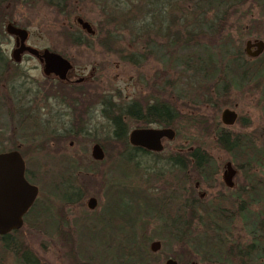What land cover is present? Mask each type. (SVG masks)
<instances>
[{
    "label": "rangeland",
    "instance_id": "rangeland-1",
    "mask_svg": "<svg viewBox=\"0 0 264 264\" xmlns=\"http://www.w3.org/2000/svg\"><path fill=\"white\" fill-rule=\"evenodd\" d=\"M48 1L53 3L52 0L18 1L17 3L10 4L11 6L9 5L10 7H8V9L11 8L12 10L10 16L12 17L11 19L14 21V23L24 27L28 31V38L26 40L28 45L37 49L48 48L56 52H61L63 56L69 57L72 64L76 66L70 75L71 78L87 76L88 73L91 72V64L95 62L96 68L93 73L95 80L85 81L86 86H92L91 84H94L93 87L96 88V84H98V90L102 89L104 95H110L112 97L113 103L117 102L118 100L120 102H127L130 101L131 98L135 97L139 101H143L146 98L152 96L151 83L153 81V76H157L155 83L163 84L165 80L172 83L173 88H167V90L171 89L174 94L180 96L173 103H175L176 108L181 114H191L198 119L205 116L209 112L213 116V123H218L221 126L219 122L218 111L216 116H214L212 108L203 106L202 108H199L201 110L199 111L196 109V105L191 104V100H194L196 97L192 91V85L194 84V81L189 78V71H186V69L181 65H176L173 61H167L166 56H161V50H156V52H154L152 55L146 57L143 65H140L138 68H136L123 63L115 55L111 54L117 52L118 48L121 46H129L127 39L129 32L127 31L122 32V34L125 35L124 39L117 40L111 44L110 52H105L103 50L105 48L95 42V37L92 39V45H89L94 48L93 50L89 49L87 45L75 46L72 42V35L75 34V30L78 31L79 28L74 24L73 18L76 15L81 16L82 18L89 21L92 27H94L95 31H97V21L100 16H102L99 12V8L95 3H92L89 0H84L83 2L71 0V2L66 3L60 8H56V2L54 4H50L47 3ZM208 14L209 15L204 17V24L200 25L201 30H206V20L208 21L211 16L210 13ZM163 21L166 23L167 18H164ZM149 22L152 23L153 21L149 20ZM222 33L226 36L225 42L228 45L227 48L229 52H235L237 49H239V51L242 52V57L247 60L248 57L243 53L244 41L246 39L254 38L264 39V0H254V2L249 0L246 2L245 5L241 6L236 12H234L232 16H230L228 21L225 23ZM116 34L117 36H120L119 32H116ZM149 36L151 39L156 38V43H159L161 40H163L161 33L153 34L152 30L149 31ZM9 40L10 42L6 47V53L12 47V40ZM200 43L211 45V43L207 40H202ZM129 49L134 51L135 48L131 47ZM183 51L184 50L181 49L180 51H177V53H181ZM18 66L22 71L25 72L27 79L30 80L28 81L27 85L25 84V86H22V90L29 89V95H34L36 88L39 89V92H36V95H34V99L40 100L37 103L44 105L43 102H45V97H42L43 95H65L61 94L59 89H54L53 86L55 85V82L53 78L48 79L42 74L41 67L35 59L30 57L22 58ZM161 70L165 71L163 77L159 74ZM96 81L98 83H96ZM263 86L264 72L258 78H253L251 80L245 78L235 85L230 84L227 87L224 95L221 96L222 93L220 92V98H218L221 102L219 103L221 105L219 108H223L224 106L228 105H236L235 110L239 116V119L242 123L246 124L245 126L237 121L232 126L228 127V129L233 133H241L252 138L254 144L260 148L263 154V156H260V160L258 162L252 164L250 163L246 170L245 168L243 169L244 172L238 173V176L235 178L236 187L233 189L234 192H238L240 187L244 185L243 173L247 174L248 176L249 174H253L249 177V179L251 178L254 181L260 180L259 183H264V112L260 106ZM62 88L63 90H66L64 87ZM90 92L92 91L90 90ZM118 92L119 94H117ZM215 92L216 91L213 90V94H215ZM213 94L212 98H215ZM164 96H167V94ZM172 98L174 97L172 96ZM7 113L8 112L4 106L0 104V134L5 135L8 133L9 140L13 141V143L20 142L22 138L23 141H25L26 139L32 137L31 133L33 131L30 130V127H35L32 123L28 124V121H26V125L23 126L25 129H22L21 126L20 129L22 131L20 132L18 126L15 125L14 120H12V122L10 121ZM45 117L46 116L42 115V121L37 122V126L40 124L47 127L50 126V124L48 125V120L51 121V119H46L44 125L43 119ZM96 118L98 122L103 125L102 127L99 126L96 129L98 131V136L105 137L107 135V131L105 130L106 122L104 119L98 116L94 117L93 121H97ZM126 122L128 125L127 128L129 130L133 125V122L132 120H126ZM178 124H180L179 137L173 138L171 144L183 143V146L186 149L188 147H200L213 158L216 168H218L217 179H214V182L212 183L200 184L199 189L206 192L207 198L213 196L214 192L217 190L220 192L227 191L228 189H225L224 186L221 187V185H218V181H220L222 164L229 160L228 154L218 147L213 137H211L209 134L207 135L206 133H203L197 123L192 124V126H188L186 119H182L180 122H178ZM74 126L75 124H73V131L75 130ZM64 141L65 140H63V143ZM90 145L91 142L88 138L82 139L78 137L74 146L75 150L79 152L82 150V147L86 148L89 155ZM104 145L106 148L108 147L112 149L111 146L113 143L105 142ZM0 146L6 149L10 147V143L6 141H0ZM172 148L173 147H170L168 149L171 150ZM126 151H128V149ZM64 152L66 155H69L66 150ZM122 152L123 148L121 149L120 153L122 154ZM109 154L111 158L113 152L109 150ZM29 157L32 158V156ZM86 157L87 156H84L83 159H86ZM147 161L148 160H145V162ZM162 163L163 162L161 161V165ZM108 164L113 170L112 165L114 164V161L112 160ZM148 164L149 163H147V165ZM153 165L150 167L149 164V167H147V169L145 168L144 174H141L138 179H136V181L140 183V179L148 178V181L145 184L142 182L141 184L144 186H150L151 188L149 187L148 191L152 192L153 194H159L161 192H166L167 190H172L170 183L174 184L175 182L176 184L177 175L172 173L171 169H169L163 163L162 173L159 174L160 176L153 177L152 175L156 174L153 172V170L156 168V165L155 163H153ZM27 168L31 173L33 182L39 184V188L41 190L40 192L43 197H60V193L58 194V192H56L54 189V185L59 183L58 178L60 176H62L64 179L70 178L71 181H73L74 190L78 191L80 196V198L78 197L79 202L75 204V214L70 217L73 228L67 231L68 233H65L67 244H61L63 246H54L51 240L52 232H49L48 230H21L20 234L17 236V239L19 238L24 244L29 246L31 252L35 255V258L37 256L39 261L44 264H118L119 258L116 257V261H113L112 251L107 244L104 247L98 245L99 240L102 238L104 240L110 239L109 234L111 235V232H108L107 230L104 231L103 229V226H106L105 222L98 219L92 223L93 226L89 224H83L87 219H92L93 215L95 214L94 216H96L99 212V205H97L95 213H87L88 215L85 214V199L87 196H94L97 199L100 197L102 180L100 175V166L98 164L91 163L82 165H77L74 163L73 167L71 168H68L67 165L40 168L28 162ZM39 168L41 169V174L47 175L46 178L38 179L36 172ZM108 168L109 166L105 167L106 170ZM141 168L144 169V164H141ZM48 170L50 171L48 172ZM245 171L248 172L246 173ZM115 178L118 181L116 186H120V188L124 186L131 188V184H133L135 180L132 175H127L123 179H121L120 175L119 179H117V176H115ZM191 180H193L192 185L195 181L199 182L196 180L194 174L192 175ZM180 185H183V189L185 191V187H188L189 183L186 184L184 178L183 183H180ZM253 186L256 187V183H253ZM249 187L252 188V184H250ZM55 200H57V206H61L62 201H60L58 198L52 199L54 202ZM171 204L175 205L176 207L178 202L175 200ZM171 211L172 209H170L169 212ZM169 214L159 213V217L155 214L151 215L150 213L146 214L141 212L135 215L133 222L135 228V239L142 245L145 251L149 252L148 244L151 240L156 239L161 243L158 252L150 253V260L148 261V264H163L167 257L173 258L172 256H181L185 258V260H188V262L193 260L197 264H212L196 258L199 257V254H194L193 252L191 253V251H189V255H195L196 259L188 258V253L185 247L182 245V241L170 237V232L168 229L170 226L162 228L163 223L161 222L162 220H160V218L162 216L164 220H168ZM234 223L236 225L233 224L230 227L228 226L227 229L218 228L217 232L211 233L214 239L224 240V245L230 248L229 257L232 254L234 256L239 255L240 253L238 252V249L241 248L229 245L231 234H237L235 238L238 239L241 237L239 235L244 233L239 230L241 222L236 220ZM196 229L197 230L195 231V234L199 235L203 233L201 225ZM78 230H80L81 233ZM173 233L174 232L172 231L171 234ZM77 242L80 246H84L86 253H84L85 255H75L72 257L71 253L73 251V245L75 247V243ZM19 247L20 246H17V249H20ZM74 250L78 251V249ZM217 264H227V261Z\"/></svg>",
    "mask_w": 264,
    "mask_h": 264
},
{
    "label": "trees",
    "instance_id": "trees-1",
    "mask_svg": "<svg viewBox=\"0 0 264 264\" xmlns=\"http://www.w3.org/2000/svg\"><path fill=\"white\" fill-rule=\"evenodd\" d=\"M52 1L53 3L50 1L47 3L54 4L56 2V8L63 7L66 3L71 2V0ZM83 1L78 0V2ZM89 1L96 4L102 15L97 21L98 29L93 36V38H96L95 42L104 47L105 52H110L112 43L125 38L122 32H129L127 39L130 47L121 46L117 52L111 54L123 63L136 68L143 65L146 57L152 55L156 50H161V56H166L167 61H173L176 65H181L186 71H189V78L194 81L192 91L196 97L191 100V104L196 105L195 107L199 111H201L199 108L203 106L213 109L216 102L217 105L221 103L218 99L220 98V92L223 96L230 84L235 85L245 78L249 80L258 78L264 72V55L250 57L243 52L248 57L246 60L242 57V52L239 49L235 52H229L228 45L225 42L226 36L222 33L230 16L249 0ZM252 1L254 2V0ZM17 2L18 0H0V104L8 112L10 121L14 120L16 126L23 127L25 126L24 122L32 123L36 122L37 119L36 116L27 113L29 112L27 108H19L21 99L18 96L29 94V89L20 90L19 88H22L25 84L27 85L30 80L27 79L25 72L14 64L12 59L8 58L6 53L9 38L4 30V25L12 18L10 16L12 10L8 7L11 6L10 4ZM208 13L211 16L208 21L206 20V30H201L200 25L204 24V17L209 15ZM164 18H167L166 23L163 21ZM149 20L153 22L150 23ZM150 30L153 34L161 33L163 40L156 43V38L151 39L149 36ZM116 32H119L120 36H117ZM202 40H207L211 45L201 44L200 41ZM72 42L75 46L92 45L82 39H73ZM131 47L135 48L134 51L129 49ZM181 49L184 51L177 53ZM93 67L96 68V65ZM159 74L163 77L165 71L161 70ZM156 77L153 76L151 83L153 95L150 98L152 103L148 106L146 115L142 114L144 108L139 106L138 119L152 125L172 128L175 133L174 138H178L180 134V124L178 122L186 119L188 126L197 123L203 133L213 137L218 147L224 150L228 154L229 160L238 167L241 168V163L250 164L260 160L259 158L263 154L260 148L254 144L252 138L241 133H233L228 129H224L218 123H213V116L209 112L198 119L191 114H181L175 103H173L180 96L171 91L173 88L172 83L164 78L163 84L155 83ZM90 80H95V77L92 76ZM62 87H66V85L62 86L59 82L54 85V89H59L61 94L65 95L103 94L102 89L97 90V87L95 88L93 85L86 86L85 82L71 86L70 91L68 89L63 90ZM167 88L171 89L167 90ZM90 89L93 91L90 92ZM213 90L216 91L215 94H213ZM36 92H39L38 88H36ZM262 93L264 94V86L262 87ZM165 94L167 96H164ZM212 94L217 99L212 98ZM143 101L141 100L139 103ZM17 111L22 116H19L18 113L15 115ZM115 111V113H105L103 116L106 122L105 130L107 131L105 137L98 136V133H94L92 136L87 134V136L90 137L91 141L102 145L105 142H111L127 149L128 125L126 120L133 119L130 101L121 102L120 106L115 108ZM99 126L102 127L103 125L99 123L97 127ZM76 134L72 132V134L69 133L64 136L75 143L77 141ZM11 144L13 147L15 146V143L11 142ZM4 150L0 146V152ZM124 152L127 155H124ZM116 160L117 163L114 168L121 179L130 175L131 166L128 151H123ZM67 166L68 168L73 167ZM216 170L213 158L200 147H193L186 151L184 178L185 183H189V186L185 187V192L194 190L193 180H191L193 174L196 180L199 181V185L208 184L214 182L213 176ZM252 175L249 174V177ZM58 179H63V177L60 176ZM249 182L253 185L251 178ZM263 184L259 183L257 189L256 187L250 189L252 191H264ZM109 190L107 189L106 198L110 202L113 198L115 199L111 204L115 208L113 213L117 217L115 223L118 224L116 232L120 237L119 246L114 251L110 247L112 256L119 258L118 264H148L150 251H145L135 239L133 222L136 214L131 209L135 203L133 191L128 186L120 189L115 188V192L111 191L109 193ZM183 206L184 211L183 214L179 215V221L174 226L170 225L169 227L170 237L182 241L181 243L188 253V258H199L212 264L228 261L230 248L224 245L223 239H214L211 233L217 232L218 228L227 229L230 225L229 216H226L228 212L224 209L233 207L231 199L227 197L215 198L201 207L198 205L197 199H188ZM154 214L158 215L155 212ZM165 222H168V220L163 219V223ZM200 225L203 233L195 234L196 228ZM171 230L174 232L173 234H171ZM78 231L80 232V230ZM75 244L71 253L72 257L85 255L86 249L84 246H80L78 242ZM74 249H78L79 252ZM189 251L199 254V257L195 258V255H189ZM23 253L24 248L19 250L16 247L7 246L0 239V264H44L39 261L37 256L36 260L33 258L32 262L23 260L20 256ZM172 257L176 264H187L188 262L181 256Z\"/></svg>",
    "mask_w": 264,
    "mask_h": 264
},
{
    "label": "flooded vegetation",
    "instance_id": "flooded-vegetation-1",
    "mask_svg": "<svg viewBox=\"0 0 264 264\" xmlns=\"http://www.w3.org/2000/svg\"><path fill=\"white\" fill-rule=\"evenodd\" d=\"M18 1L23 2L25 0H18ZM77 17L87 22L90 25L92 31L87 32L86 30L82 29L80 25H78L77 22H75V18ZM73 22L79 28V30L78 31L75 30V34L72 35V40L82 39L85 40L86 43L92 44L93 43L92 39L95 33V29L94 27H92L90 22L79 15H76L73 18ZM6 23H11L15 27L25 29L24 27L15 24L12 19L11 21H7ZM26 33L27 36L24 40V44L28 45L26 42L28 38L27 30ZM8 38L12 40V47L7 52V56L8 58H10V51L15 48L14 45L16 44V38L15 36H11V35H8ZM255 39L261 42V50L256 57L262 56L264 55V39L254 38V39H246V40L253 41ZM88 48L92 50L94 49L92 46H88ZM42 49H47L49 51L55 52L60 56H62L63 58H65L70 63L71 68L66 72L65 78L62 80L58 79L56 76L52 74L44 75L42 73L48 79L53 78L55 84L59 82L61 83L62 86L66 85V87L64 88L68 89V91H70L71 86L77 85L81 82H85L88 80L90 81V78L93 76L95 70L93 66L96 65L95 62L91 64L90 67L91 72L88 73L87 76H79L77 78H71L70 75L72 74L76 66L72 64L69 57L63 56L61 52H56L48 48H42ZM42 49H37V50L40 52ZM244 49L245 48L243 46V52L245 53ZM253 49H254L253 47H250L251 51ZM26 57L35 59L41 67L42 63L39 61V58L28 54L26 51L19 53L18 55L19 61L14 62V64L19 65L21 59ZM91 82H95V81H91ZM96 83L98 82L96 81ZM98 86L99 85L96 84L97 90H98ZM19 89L21 90L22 88ZM34 95L26 94V95L18 96V98L21 99L19 108L20 109L27 108L29 110V112L27 113L36 116L37 121L32 122V124L35 127H30V130L33 131L31 133L32 137L26 139L25 141H23L22 138V140L18 143L14 142L15 143L14 147L11 144V142L13 141L9 140L8 133L5 135L0 134L1 136L0 141H6L10 143V147L6 148L4 151L15 150L19 153L24 164L23 177L28 183L36 187V194L31 204L22 213L20 217L21 220L20 225L17 228H12L3 234H0V239L3 240L7 246L16 247V248L17 246H20L19 250L24 248V253H23L24 255L22 254L20 256L22 257L23 260L28 262H32L35 259V257L34 254L31 252V250L29 249V246L24 244L19 238L17 239V236L20 234L21 230L23 229H29V230L43 229V231L48 230L49 232H52L51 240L54 246H59V245L63 246L61 244L64 245L67 244L65 233H68L67 231L73 228L71 225L72 223L70 217L73 214H75L76 211L75 204L79 202L78 200L79 193L78 191L74 190L73 181H71L70 178H65V179L63 178V179H58L59 183L54 185V189L56 192H58V194L60 193V197L59 196L58 197L49 196V198L43 197V195L40 192L41 190L39 188V184L33 182L31 173L27 168V163L28 162L32 163L34 166L40 168H46V167L50 168L52 166H57V165L73 166L74 163L77 165L91 163V164H98L100 166V175L102 177L101 194L98 199L94 196L86 197L85 214L95 213V210L97 209V205H99L98 206L99 212L97 213L96 216H94L95 215L94 214L92 219H87L83 224L92 225V223L98 219L105 222L106 226L104 225L103 229L104 231L107 230L108 232H111V235L109 234L110 239L104 240L102 238L101 240H99L98 245L104 247L107 244L109 247H112V250L114 251L116 247L119 246V241H120L119 234H117L116 232V228L118 224L115 223V220L117 219V217L113 213L115 211V208L111 204L113 203V201H115V199L113 198L112 202L108 201L106 198V192L107 189H110L109 193L111 191L115 192V188L120 189V186L119 187L116 186V183H118V181L115 178V176H117L118 177L117 179H119V173L115 171L114 167H116V163H117L116 159L117 157L120 156L121 154L120 151L123 147L117 143H113L114 146L113 145L111 146L112 149L108 147L106 148L105 145L91 141L90 137H86V136L87 134L92 136V134L94 133L96 134L98 132L96 129L97 126L99 125V122L97 118H96L97 121H93L94 117L98 116L103 119L105 113H115L116 112L115 108L119 107L121 102L118 100L117 102H113L114 103L113 104L112 97L110 95H104V94H96V95L67 94V95H58V96L52 94L51 96L43 95L42 97H45L44 98L45 102H43L44 105H41L40 103H37L40 100L34 99L35 98ZM214 99H217V97H215ZM46 100H48L49 102ZM151 103L152 100L150 97L146 98L141 103H139V100L136 97L131 98L130 104L133 110V114H132L133 125L130 127L128 132L132 129H137V128L161 127L143 122L142 119L141 120L138 119L137 114H138L139 106H141V108L142 107L144 108V110H142V114L146 115L145 114L146 110L148 106L151 105ZM220 106H221L220 104L217 105V102L214 104L213 115L216 116V113L218 111L219 114L218 117L221 127H223L224 129H228V127L232 126L237 121L244 125V123H242L241 120L239 119V116L235 110L236 105H232V106L228 105V106H224L223 108H219ZM260 106L262 107V110L264 112V94L262 92H261ZM224 109H228L235 113V118L232 120L231 123L225 124L221 122L220 116ZM17 113L19 116H22L18 111L15 113V115H17ZM42 115L46 116L43 119L44 125L46 119L47 120L51 119V121L48 120V125L50 124L49 127L43 126L41 124L37 126V122L42 121L41 120ZM24 124L26 125V122H24ZM28 124L30 123L28 122ZM73 124L77 126V127L74 126L75 128L74 131H73ZM18 128L19 131L21 132L22 130L20 129V127ZM22 129H25V127H22ZM72 132L77 133L76 134L77 139L78 137L82 139H86V138L89 139V141L91 142V145L89 147V155L87 153L86 148L82 147V150L80 152L75 150V146H74L75 143L72 140L65 138L67 134L69 133L72 134ZM173 138L171 140H166L164 138L161 139V148L159 150L147 149L139 145L130 144L128 142L126 148L129 151L128 156L131 166L130 175H132V177L135 179L133 184H131V190L133 191V197L135 201L134 206L131 208L132 212L134 214L144 212L146 214L150 213L151 215H154L155 212L158 213L159 217H160L159 213H163V214L170 213L168 222L163 223V217L161 216L160 218V220H162L161 222L163 223L162 228L164 227L166 228L170 225L174 226L177 223V221H179L180 219L179 215L183 214L184 211L183 205L185 202L188 201V199H197V203L201 207L202 205H207L209 199L212 200L220 197L230 198L233 207L231 209H224L225 211L228 212L226 216H229L230 219V223H229L230 225L228 226L230 227L231 225L235 224L234 222L236 220H239L241 222V226L239 230H241V232L244 233H241L239 235L241 237H239L238 239L235 238L237 234H233V233L231 234L229 245L233 247H237V248L241 247V248L238 249V252L240 254L236 256L232 254L229 257L227 264H264V191L250 190L249 176L245 173H243L244 185L240 187L238 192L233 191V189L236 187L235 178L238 176V173L244 172L243 169L245 168L246 170L250 164L241 163V168L233 164L230 160H227L222 164L221 172H220V181H218V185H221V187L224 186L225 189H228L227 191L220 192L217 190L214 192L213 196L207 198L206 192L204 190H200L199 183L195 181L193 184L194 190L190 192H185L183 189V185H180V183H183L184 181L185 152L192 149L193 147L192 148L188 147L186 149L184 148L183 143L171 144ZM63 140H65L64 143ZM93 144H97L99 146V149L101 151V159L92 158L91 148ZM170 147L173 148L170 150L168 149ZM127 149H123V151H126ZM65 150L69 155H66V153L64 152ZM109 150L113 152L111 158H110ZM28 155L32 156V158L29 157ZM124 155H127V153L124 152ZM84 156H87L86 159H83ZM112 160L114 161V164L112 165L113 170L111 166L108 164ZM145 160L148 161L145 162ZM161 161L164 163L165 166L171 169L172 173L177 175L176 184L175 182H174L175 185L170 183L172 190H167L166 192H161L159 194L158 193L153 194L152 192L148 191L150 186H144L141 184V182L145 184L148 181L147 180L148 178L140 179V183H138L136 179H138V177L141 174H144L145 168L147 169V167H149L148 166L149 164L150 167H152L153 163H155L156 165V168L153 170V172H155L156 174L152 176L153 177L160 176L159 174L162 173V165H163V163L161 165ZM147 163L149 164L147 165ZM226 163H229L234 171V173L230 178L231 181L230 186H227L222 180L223 172L227 170ZM141 164L142 165L144 164V169L141 168ZM106 166H109L107 170L105 169ZM40 168L37 170L36 176L38 177V179L46 178L47 175L41 174ZM49 171L50 170H48V172ZM245 172L247 173L248 171ZM213 179H217V170L213 176ZM259 181L260 180H256V181L253 180V183H256L257 188L259 187ZM253 187L254 186L252 185V188ZM90 197L94 198L95 201L92 203L91 207H88L87 200ZM53 198L60 199V201H62L61 206H57L56 204L57 200H55L54 202L52 201ZM175 200H177L178 202V205H176V207L175 205L171 204ZM170 209H172L173 213L172 211L169 212ZM42 221L45 223H43ZM153 241H157L158 245L155 247V250L152 251L149 248V244ZM149 244H148V249L150 253H156L159 251L161 246L159 240L156 239L151 240ZM167 258H171V257H167ZM113 261H116V257L114 256H113Z\"/></svg>",
    "mask_w": 264,
    "mask_h": 264
},
{
    "label": "water",
    "instance_id": "water-1",
    "mask_svg": "<svg viewBox=\"0 0 264 264\" xmlns=\"http://www.w3.org/2000/svg\"><path fill=\"white\" fill-rule=\"evenodd\" d=\"M75 22L87 32H91L90 25L75 18ZM4 30L8 35L15 36L16 44L14 49L10 51V58L14 62H18L19 53L26 51L32 56L39 58L42 63L41 72L44 75H54L62 80L66 76V72L71 68L70 63L59 54L42 49L40 52L29 45L24 44L27 36L26 30L13 26L11 23H5ZM250 47L254 49L251 51ZM245 54L250 57H256L261 50V42L259 40H245ZM235 118V113L228 109H224L221 113L220 120L222 123H231ZM174 137V131L170 127H146L132 129L127 134V140L130 144L139 145L147 149L159 150L161 148V139L171 140ZM91 156L94 159H101V151L97 144H93L91 148ZM24 164L15 150L0 152V234L17 228L20 225V217L22 213L31 204L36 194V187L28 183L23 177ZM226 171L223 172L222 180L227 185H231L230 178L234 173L229 163H226ZM94 198L87 200V206L91 207ZM158 245L157 241L149 244V248L153 251ZM163 264H176L172 258L164 260ZM188 264H197L191 260Z\"/></svg>",
    "mask_w": 264,
    "mask_h": 264
}]
</instances>
